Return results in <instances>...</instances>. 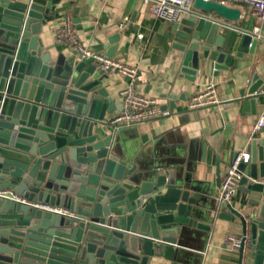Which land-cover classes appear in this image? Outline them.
I'll return each mask as SVG.
<instances>
[{"label": "water", "instance_id": "water-1", "mask_svg": "<svg viewBox=\"0 0 264 264\" xmlns=\"http://www.w3.org/2000/svg\"><path fill=\"white\" fill-rule=\"evenodd\" d=\"M55 7L0 0V192L17 196H0V264H202L183 248L218 221L241 227L238 264H264V133L249 138L251 160L240 166L247 198L223 204L220 178L215 187L194 179L191 155L159 156L137 127L107 130L106 114L123 110L104 86L109 75L92 59L53 56L40 38ZM241 18L239 8L195 0L173 24L181 73L195 81L202 58L217 76L253 54L258 40L234 25ZM263 96L254 74L237 103L255 112Z\"/></svg>", "mask_w": 264, "mask_h": 264}, {"label": "crops", "instance_id": "crops-1", "mask_svg": "<svg viewBox=\"0 0 264 264\" xmlns=\"http://www.w3.org/2000/svg\"><path fill=\"white\" fill-rule=\"evenodd\" d=\"M233 7L242 11V18L234 25L256 35L254 53H245L242 59L235 60L229 72L217 76L201 58V74L195 81L181 73V59L172 46L173 24L156 18L147 0H56L54 20L42 28L40 38L53 56L70 59L74 56L71 46L57 43L60 26L69 19L76 37L92 51L109 57L114 49L113 59L138 67V91L156 99L163 111L170 112L169 116L138 126V135L149 136L147 145L154 144L159 156L186 159L191 155L196 164L193 178L215 187L236 153L248 152L249 138L264 119V96L255 112L250 108L243 112L237 103L241 89L250 84L254 74L264 79V22L242 5ZM114 37L117 39L112 45L109 41ZM208 84L216 85L223 104L189 110L192 97ZM127 85L128 80L118 73L109 74L104 82L109 95L121 105L120 93ZM173 97L177 98L176 106L171 110L168 105ZM117 114L107 113L105 123ZM260 130L264 133V125ZM219 193L220 188H216V199ZM247 196L240 187L232 204L241 206ZM241 234L239 224L218 221L210 234L193 233L183 249L202 264H238V251L227 244V237Z\"/></svg>", "mask_w": 264, "mask_h": 264}, {"label": "built area", "instance_id": "built-area-1", "mask_svg": "<svg viewBox=\"0 0 264 264\" xmlns=\"http://www.w3.org/2000/svg\"><path fill=\"white\" fill-rule=\"evenodd\" d=\"M150 3L152 14L169 24L178 22L184 14H189L193 9L195 0H147ZM214 1L226 6L242 5L246 7L261 22H264V0H205ZM127 19H125L126 21ZM141 37V36H140ZM59 45L69 44L75 55L84 60L92 59L97 70L103 75L118 73L128 80V85L120 93L123 110L120 114L106 121L107 128L118 131L122 128L138 127L149 121L163 116H169L170 112L163 111L159 102L151 97L140 93L137 89V81L140 76L138 67L129 66L121 61L109 58L106 55L96 53L84 45L75 35L72 21L67 19L60 26V34L57 37ZM215 84H208L196 93L189 102V110H200L222 105ZM264 125L261 119L257 127L260 130ZM251 154L249 152H238L229 164L221 179L218 200L223 204H229L236 197L240 189V181L243 172L240 170L242 164H249ZM0 196L17 198L13 191L0 192ZM39 208L59 214H70L65 209L52 207L45 204L38 205ZM241 236L229 235L227 244L235 251L242 246Z\"/></svg>", "mask_w": 264, "mask_h": 264}]
</instances>
